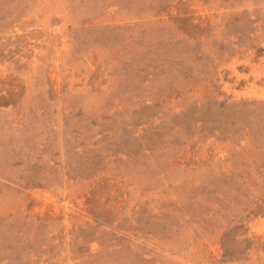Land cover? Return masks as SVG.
<instances>
[{
	"label": "rangeland",
	"instance_id": "374dc122",
	"mask_svg": "<svg viewBox=\"0 0 264 264\" xmlns=\"http://www.w3.org/2000/svg\"><path fill=\"white\" fill-rule=\"evenodd\" d=\"M0 264H264V0H0Z\"/></svg>",
	"mask_w": 264,
	"mask_h": 264
}]
</instances>
